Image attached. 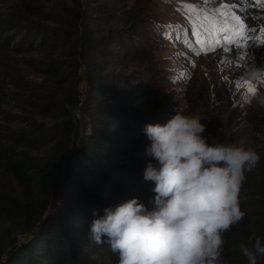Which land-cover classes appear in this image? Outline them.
Segmentation results:
<instances>
[{
  "label": "rangeland",
  "instance_id": "rangeland-1",
  "mask_svg": "<svg viewBox=\"0 0 264 264\" xmlns=\"http://www.w3.org/2000/svg\"><path fill=\"white\" fill-rule=\"evenodd\" d=\"M8 2L0 0V136L33 127L54 133L57 123H66V110L74 124L69 145L73 156L66 167L59 168L53 187L42 193L46 208L30 232L15 236V246L40 237L47 229L44 222L64 215L70 202H82L87 208L67 220L84 230L87 238L81 234L84 244L69 249L85 254L83 264L88 259L92 264H118V254H113L110 245L89 239L91 211L132 198L149 210L154 207L155 185L144 179V170L149 162L159 165L146 153L151 142L143 129L146 124H166L177 109L200 119L208 143L251 148L264 162V105L259 103L264 81H251L247 76L253 68H264V44L250 42L246 49L233 46L226 53L218 47L197 56L184 43L183 30L190 26L177 10L184 2L201 7L238 4L237 13L249 29L256 30L246 35L255 37L264 28V10L253 7L252 0H209L207 5L204 0H99L89 8L80 0L83 8L77 22L87 23L91 37L87 45L79 27L60 22L71 0H43L41 11L33 13L18 5L8 7ZM49 9L57 12L59 22L45 20L43 13ZM39 32L47 39L29 45L28 39ZM169 32L171 39L165 35ZM182 72L190 73V78L181 76ZM245 80L256 86L255 95L248 94L244 86L237 88ZM97 109L105 121L96 126L117 139L112 161L103 163L108 166L105 178L94 172L88 176L77 157L80 142L92 148L88 140L97 120L91 113L95 115ZM49 150L50 144L27 149L35 156ZM79 171L86 173L84 178ZM119 176L125 182H118ZM3 227L0 217V230ZM40 259L47 264L45 257Z\"/></svg>",
  "mask_w": 264,
  "mask_h": 264
},
{
  "label": "clouds",
  "instance_id": "clouds-1",
  "mask_svg": "<svg viewBox=\"0 0 264 264\" xmlns=\"http://www.w3.org/2000/svg\"><path fill=\"white\" fill-rule=\"evenodd\" d=\"M251 81H264V68H253ZM264 105V96L259 97ZM149 162L144 179L154 182L149 210L138 198L93 212L89 239L107 243L118 264H223V234L246 213L239 193L259 154L231 144H210L200 119L182 110L166 124H146ZM251 239V238H250ZM248 264L264 256V240L241 245Z\"/></svg>",
  "mask_w": 264,
  "mask_h": 264
},
{
  "label": "trees",
  "instance_id": "trees-1",
  "mask_svg": "<svg viewBox=\"0 0 264 264\" xmlns=\"http://www.w3.org/2000/svg\"><path fill=\"white\" fill-rule=\"evenodd\" d=\"M8 1V7L13 8L18 5L29 13L41 11L38 8L43 4V0ZM85 1L86 8H89L93 5L92 2L97 4L99 0ZM81 4L80 0H71L65 19H60L53 9L47 10L43 15L45 20L59 22L58 19H60V22L65 23L67 27H79L84 44L87 45L90 44L91 39L87 31V23L77 22L78 15L79 18L81 17L79 14L83 8ZM46 37L48 36H45L43 32H39L30 37L27 43L39 45L47 39ZM74 102L75 98L67 101L70 106ZM96 112L95 115L91 113L92 119L97 120V123L92 126L93 132L88 140L92 148L80 142L81 147L78 148L80 155L77 157L81 161V167L87 169L88 176L94 172L105 178L107 177L105 168L108 166H104L103 163L112 161L114 151L117 149L114 147L117 139L107 135L98 125L96 126L105 121L99 114L100 109ZM72 121L66 110V123H57L53 128L54 133H47L33 127L12 129L0 136V217L4 224L0 230V264H43L40 259L42 257L48 260L47 264H83L81 261H85L82 260L85 255L82 251L78 250L77 253L69 248L81 246L84 244L83 238L86 239L87 236L84 235V230L81 231L69 225L67 220L69 216L87 208V204L82 202H70L66 205V210L64 209V215L54 220L47 219L44 222L47 229L37 239L19 246H15L14 243L16 235L26 234L33 229L35 222L47 206V202L41 197L42 193L53 187L52 184L60 173L59 168L66 167V163L73 156L74 151L69 147L71 135L74 134ZM48 144H50V150L46 155H30L27 151V149L37 150ZM94 150H98L102 156H98ZM84 162L87 165H84ZM86 173L79 171L81 178H84ZM42 178L46 179L45 183ZM116 180L125 182L122 176L117 177ZM119 186L122 185L119 184ZM81 192L85 194L83 190ZM84 197L85 200L88 198L86 195ZM239 200L241 209L246 215L240 223L223 234V264H248L241 245L251 248L257 236L264 240V162L261 160L255 169L246 173ZM94 211L98 216L104 215L103 209L92 210V220L95 218ZM92 263L93 261L88 259L84 264ZM258 264H264V256L258 257Z\"/></svg>",
  "mask_w": 264,
  "mask_h": 264
},
{
  "label": "snow or ice",
  "instance_id": "snow-or-ice-1",
  "mask_svg": "<svg viewBox=\"0 0 264 264\" xmlns=\"http://www.w3.org/2000/svg\"><path fill=\"white\" fill-rule=\"evenodd\" d=\"M170 2V0H165ZM209 0H204L207 5ZM253 7L264 10V0H252ZM238 4L220 3L214 7H201L199 4L181 3L178 11H182L185 15L189 28L183 30L184 43L187 47L195 51L199 56L201 53L207 54L214 52L217 48H222L224 53L230 51V48L235 46L240 49H246L250 42L256 44H264V28L259 29L261 35L249 36L248 31H256L249 29L245 20L236 11ZM161 27V26H158ZM168 28H179L180 26H166ZM171 39L172 33H165ZM176 39H180L177 35ZM246 53L240 57L243 60ZM191 66L195 67V62H191ZM181 76L190 78V73H181ZM246 87L247 93L255 95L257 93L256 86L248 80H245L243 85L238 84L237 88ZM248 99V96L245 97Z\"/></svg>",
  "mask_w": 264,
  "mask_h": 264
}]
</instances>
